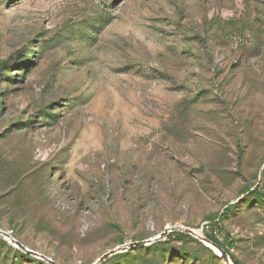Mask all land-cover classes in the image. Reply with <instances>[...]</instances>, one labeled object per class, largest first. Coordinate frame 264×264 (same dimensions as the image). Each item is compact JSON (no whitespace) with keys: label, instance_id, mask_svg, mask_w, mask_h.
Instances as JSON below:
<instances>
[{"label":"rangeland","instance_id":"374dc122","mask_svg":"<svg viewBox=\"0 0 264 264\" xmlns=\"http://www.w3.org/2000/svg\"><path fill=\"white\" fill-rule=\"evenodd\" d=\"M207 232L264 264V0H0V264H225Z\"/></svg>","mask_w":264,"mask_h":264},{"label":"water","instance_id":"95a60500","mask_svg":"<svg viewBox=\"0 0 264 264\" xmlns=\"http://www.w3.org/2000/svg\"><path fill=\"white\" fill-rule=\"evenodd\" d=\"M185 230L191 232L190 229H185ZM170 231H171V230H168V229L163 230V231L159 234V236H158L157 238H155V239H150L148 244H150V243L156 241L157 239H162V238H163L168 232H170ZM4 234H6L7 236H9L7 232H4ZM203 239L206 241V243H207L209 246L215 248V249L218 251L219 255H220L221 258H222V261H223L225 264H232V263L229 261V257H228L227 252H226L222 247H220V246L217 245L216 243H214V242L208 240V239L205 238V237H204ZM145 243H146V242H144V241H142V242H135L133 245H144ZM17 244H18V246L24 248L20 243H17ZM115 252H116V250H112V251H109V252L104 253L103 255H101V256L98 258V260H97V262H96L95 264H100L105 258H107L109 255H111V254H113V253H115ZM47 260H48L51 264H57V262L53 261L52 259H48V258H47Z\"/></svg>","mask_w":264,"mask_h":264},{"label":"trees","instance_id":"16d2710c","mask_svg":"<svg viewBox=\"0 0 264 264\" xmlns=\"http://www.w3.org/2000/svg\"><path fill=\"white\" fill-rule=\"evenodd\" d=\"M222 215V214H221ZM173 234H176V235H179V236H181V237H183L184 236V234L182 233V232H172ZM171 233V234H172ZM204 237L205 238H207L208 240H210V241H212V242H214V243H216L217 245H219L220 247H222L226 252H227V254H228V250H227V248L225 247V245L222 243V242H220L212 233H205L204 234ZM156 245V243L155 242H152V243H150L149 245L150 246H152V245ZM100 264H104V262L102 263H100Z\"/></svg>","mask_w":264,"mask_h":264}]
</instances>
